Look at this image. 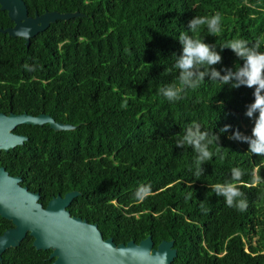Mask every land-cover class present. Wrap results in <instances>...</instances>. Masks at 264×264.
<instances>
[{
    "label": "trees",
    "instance_id": "16d2710c",
    "mask_svg": "<svg viewBox=\"0 0 264 264\" xmlns=\"http://www.w3.org/2000/svg\"><path fill=\"white\" fill-rule=\"evenodd\" d=\"M35 11L80 12L58 20L30 39L0 34V113L50 115L76 126L20 125L28 139L0 151V167L20 185L50 199L80 195L67 208L96 224L103 239L139 243L151 236L156 248L173 240L171 264H264V157L228 139L233 130L250 136L245 116L253 89H231L207 79L170 103L160 88L176 83L173 68L179 35L194 16H222V33L202 26L194 38L213 44L222 56L217 70L242 65L226 42L243 38L264 52V0H23ZM172 68L169 73L167 69ZM223 74V72H221ZM192 122L219 136L223 148L196 176V153L175 147L173 137ZM230 125L228 132H222ZM245 170L240 186L246 211L228 207L212 186ZM147 187L148 191H142ZM203 205V207H202ZM13 225L0 217V235ZM29 235L6 250L0 264H51L50 251L36 250Z\"/></svg>",
    "mask_w": 264,
    "mask_h": 264
},
{
    "label": "water",
    "instance_id": "95a60500",
    "mask_svg": "<svg viewBox=\"0 0 264 264\" xmlns=\"http://www.w3.org/2000/svg\"><path fill=\"white\" fill-rule=\"evenodd\" d=\"M0 5L15 23L11 29H0V33L22 38L27 47L30 39L56 21L85 17L80 12L45 11L32 18L22 0H0ZM20 125H48L53 131L76 128L56 122L47 114L0 113V151L7 152L27 141L26 136L14 133ZM20 182V177L10 176L0 167V217L13 225L0 235V261L6 250L18 247L27 235L33 238L32 245L36 250L50 251L51 264H171L177 255L173 240L162 241L154 248L151 236L138 244L130 241L117 245L112 238L103 239L96 224L72 216L67 209L80 192L57 195L43 207L39 202L40 195L21 186Z\"/></svg>",
    "mask_w": 264,
    "mask_h": 264
},
{
    "label": "clouds",
    "instance_id": "9594fccd",
    "mask_svg": "<svg viewBox=\"0 0 264 264\" xmlns=\"http://www.w3.org/2000/svg\"><path fill=\"white\" fill-rule=\"evenodd\" d=\"M222 16L216 12L212 16H194L188 23L186 32L179 35L178 41L182 47L181 54L176 57L173 68L178 72V85L170 83L160 88V94L170 103H175L183 98L186 90L198 89L207 79L219 81L231 89L247 87L253 89V102L246 106L245 116L254 118L251 135L242 134L238 129L233 130L228 139L248 145V152L255 156L264 157V52L259 51V45H249V41L243 38H235L226 42L220 51L230 49L242 65L234 69L224 68L217 70L216 66L222 63V56L213 44L205 43V40L194 38L189 33H195L202 26H207L211 34L222 33ZM172 68L167 69L169 73ZM223 72V74H221ZM230 125H225L222 132H228ZM175 147L183 149L186 145L196 153V176L204 174L205 163L212 159L223 148L219 146V136L213 132L204 131L198 122L188 125L183 134L178 133L173 137ZM215 146L216 153L211 149ZM245 170L234 167L231 169V179L223 184H215L212 189L216 195L225 198L226 205L240 212L247 209L248 201L245 194L240 191V186L246 182L243 180ZM256 183L264 182L258 174ZM142 191H148L143 187ZM203 207V205H202Z\"/></svg>",
    "mask_w": 264,
    "mask_h": 264
},
{
    "label": "flooded vegetation",
    "instance_id": "af4514ba",
    "mask_svg": "<svg viewBox=\"0 0 264 264\" xmlns=\"http://www.w3.org/2000/svg\"><path fill=\"white\" fill-rule=\"evenodd\" d=\"M23 1V0H22ZM25 4V3H24ZM26 6V5H25ZM26 8H27V6H26ZM27 13H28V16L29 17H35V15L37 14V15H41V14H38V12L37 11H35L34 12V14L33 15H31L30 14V11H29V9L27 8ZM43 14V13H42ZM15 26V23L13 22V21H11L10 20V18L8 17V12L6 11V10H3L2 8H1V5H0V29H3V30H5V29H11V28H13ZM1 35H4L5 37H9V38H20V37H10V36H8L7 34H2V33H0ZM22 39V38H21ZM23 40V39H22ZM24 41V40H23ZM24 43H25V41H24Z\"/></svg>",
    "mask_w": 264,
    "mask_h": 264
}]
</instances>
